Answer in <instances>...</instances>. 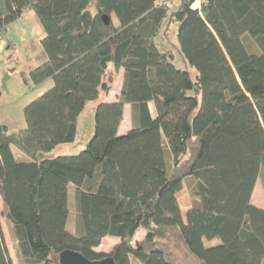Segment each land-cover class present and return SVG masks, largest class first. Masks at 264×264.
<instances>
[{"label":"trees","instance_id":"1","mask_svg":"<svg viewBox=\"0 0 264 264\" xmlns=\"http://www.w3.org/2000/svg\"><path fill=\"white\" fill-rule=\"evenodd\" d=\"M166 1L94 0L91 10L90 0H0V32L28 10L43 31L45 58L24 82L52 80L24 106L23 128L0 122V198L19 264H59L67 249L91 261L178 264L173 236L197 264H264V208L251 202L264 179V0H203L199 9ZM160 30L181 68L157 47ZM120 68V95L97 104L85 147L40 158L75 141L86 102L107 93ZM126 103L133 125L118 134ZM184 180L196 189L183 216ZM105 236L119 242L95 251ZM0 264H14L1 224Z\"/></svg>","mask_w":264,"mask_h":264},{"label":"rangeland","instance_id":"2","mask_svg":"<svg viewBox=\"0 0 264 264\" xmlns=\"http://www.w3.org/2000/svg\"><path fill=\"white\" fill-rule=\"evenodd\" d=\"M93 6L94 0H90L89 8L93 10ZM31 25L32 21L27 16L19 17L15 21L9 23L2 33L4 41L9 40L10 47L0 49V95L2 99L0 106V120L7 124L8 128H11L10 130H18L25 126L23 108L37 96V87L29 88L28 84L23 82V77L28 75L29 68H33L39 64L36 63L38 60L37 54L38 51L41 50V46L34 44V42H31L32 44H30V46L28 44L23 46L24 43L21 42L23 38L31 39L33 41L36 40L35 37L29 36L32 33ZM175 29L176 26L173 25L174 33ZM161 30L154 38V41L161 51H165L170 49L171 46L168 44ZM175 35L171 38L173 42H176ZM243 42L250 51L256 50V45L252 38L246 36L243 38ZM13 47H15V49ZM176 54L174 53L175 59L173 62L176 66L181 68L183 66L181 59L179 62V56ZM190 72L193 74V68L191 67ZM51 84L48 87H50ZM104 99V93L100 92L98 98L86 102L85 108L82 110L78 118L77 135L73 143L61 144L51 151L41 152L40 158H52L57 155L77 154L82 150L94 131L96 106L100 102H105ZM12 148L16 155L20 154L27 157L16 147ZM195 189L194 182L191 180H184L181 190L177 193V201L183 216L186 210L194 204ZM70 194L71 213L68 227L74 228L75 209L72 202V189H70ZM251 202L258 207L264 208V179L262 172L256 181ZM0 224L10 256L13 262L17 264L19 263L20 258L13 237L11 224L6 218V209L2 202H0ZM141 230L144 229L141 228ZM143 237L144 236L139 233L135 236V240L133 238L132 242L135 243L137 239L141 240ZM173 237H170L168 241H166L168 246L167 249L172 253V258L178 264H197L193 257L183 248L180 241ZM215 241L218 242V239H214V242L205 240V243L212 244L215 243Z\"/></svg>","mask_w":264,"mask_h":264},{"label":"crops","instance_id":"3","mask_svg":"<svg viewBox=\"0 0 264 264\" xmlns=\"http://www.w3.org/2000/svg\"><path fill=\"white\" fill-rule=\"evenodd\" d=\"M23 16L24 17L27 16L32 21V25H31L32 33L29 36H33V37L36 38L35 41H33L31 39L23 38V40L21 41V42L24 43L23 46H26L27 44L30 46V44H32L31 42H34V44H37V45L41 46L40 45V40L43 38V31H42V28L39 25L38 21H36V18H35L36 16H35L34 11H32V10L24 11L20 17H23ZM2 33H3V31L0 32V49H3L4 47L9 48L10 47L9 40H7V41L5 40L4 41ZM13 48L15 49V47H13ZM165 51H170L171 53H173V50L171 48L168 49V50H165ZM37 57H38V60L36 62L37 64L44 60L45 56H44V53H43L42 49L38 51ZM174 59H175V56H174ZM179 62H180V57H179ZM30 69H32V68H29V70ZM123 77H124V70H123V68H120V69H118V71H117V73L115 75V79H114V83H113L112 88L107 93H104V98H105L104 101H115V100L118 99V97L120 95L121 87H122ZM25 79L26 80L28 79V75L23 77V82L25 81ZM51 82H52V80L48 79L44 83H42L41 85L37 86L38 90H37V94L36 95L38 96L43 91H45L48 88V86L51 84ZM1 103H2V99H1V95H0V106H1ZM147 106H148V110H149L150 115L152 117H155L156 109H155L154 102L153 101H148L147 102ZM78 118H79V116H78ZM78 118H77V129H78V120H79ZM0 122L3 123L1 120H0ZM3 124H5V123H3ZM5 125L7 126V124H5ZM132 125H133V121H132V105L129 104V103H126V104H124L123 116H122V120H121V122H120V124L118 126L117 133L118 134L126 133L132 127ZM7 128H8V126H7ZM10 129L11 128H8L9 131H15V130H10ZM12 151H13L14 156L16 158H23V156L20 155V154L16 155V153L13 150V148H12ZM70 195L71 194H70V191H69V198H68V204L69 205H70ZM0 202H1V198H0ZM73 205H74V203H73ZM68 226H69V220H68V224H67V229L70 232H73L74 228H69ZM139 233H140V235L142 234V236L145 235L144 230H141V228H140L136 232V234L134 235V240H135V236L137 234H139ZM138 240L139 239H137V241ZM118 242H119V238H117V237L105 236V237H103L101 239L100 244L97 247H95L94 250L95 251H99V252H106L107 253V252L111 251V249L114 247V245H116ZM17 264H19V263H17Z\"/></svg>","mask_w":264,"mask_h":264},{"label":"water","instance_id":"4","mask_svg":"<svg viewBox=\"0 0 264 264\" xmlns=\"http://www.w3.org/2000/svg\"><path fill=\"white\" fill-rule=\"evenodd\" d=\"M103 19L106 23H108L109 18L107 16H103ZM58 261L59 264H114L111 257L91 261L84 257L80 252L68 249L59 253Z\"/></svg>","mask_w":264,"mask_h":264},{"label":"built area","instance_id":"5","mask_svg":"<svg viewBox=\"0 0 264 264\" xmlns=\"http://www.w3.org/2000/svg\"><path fill=\"white\" fill-rule=\"evenodd\" d=\"M202 1H203V0H193V1L191 2V7H192L193 9H199V7H200ZM175 3H176V0H167V1H166V6H167L168 9H172V8L174 7V4H175Z\"/></svg>","mask_w":264,"mask_h":264}]
</instances>
